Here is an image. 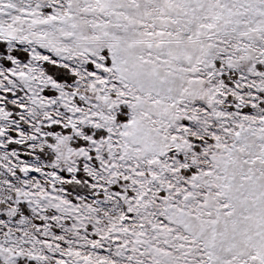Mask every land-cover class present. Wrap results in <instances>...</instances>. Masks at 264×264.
Listing matches in <instances>:
<instances>
[{"label":"snow or ice","instance_id":"obj_1","mask_svg":"<svg viewBox=\"0 0 264 264\" xmlns=\"http://www.w3.org/2000/svg\"><path fill=\"white\" fill-rule=\"evenodd\" d=\"M0 264H264V0H0Z\"/></svg>","mask_w":264,"mask_h":264}]
</instances>
